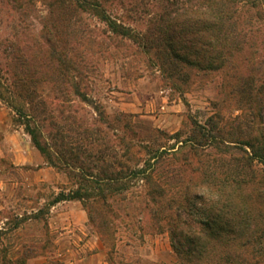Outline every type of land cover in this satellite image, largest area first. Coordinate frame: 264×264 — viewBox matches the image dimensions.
Instances as JSON below:
<instances>
[{"label": "rangeland", "instance_id": "374dc122", "mask_svg": "<svg viewBox=\"0 0 264 264\" xmlns=\"http://www.w3.org/2000/svg\"><path fill=\"white\" fill-rule=\"evenodd\" d=\"M75 2L0 0V62L8 71V89L19 92L17 101L29 110V124L51 143L78 150L83 161L82 171L49 166L24 131L26 117L0 99L10 134L0 156V179L7 183L0 248L8 247L16 257L21 244L37 245L39 254L25 264H42L50 257L63 264H191L178 258L169 231L183 198L178 163L171 155L180 142L173 135L178 132L182 139L194 121L204 123L216 113L224 119L243 113L244 122L252 121L253 108L228 93L219 72L202 71L172 54L177 46L168 36L170 23L184 11L223 16L226 39L220 41L233 50V63L244 66L241 57L264 51V6L258 4L264 0H100L110 19L128 28L131 36L113 31L108 21ZM44 31L54 44L53 56L46 52ZM207 37L204 45L212 47V36ZM263 79L254 76L252 82L260 85ZM253 130L244 127V134ZM124 143H134L133 151L137 145L166 151L151 167L163 191L155 188L146 194L133 175L125 178L126 189L111 192L103 185L108 180H100L110 173L144 166L147 155L140 151L123 156ZM231 147L219 144L205 150L210 173L230 172L233 158L241 154ZM33 149L42 164H14ZM243 174L250 185L260 178L250 167ZM76 189L87 196L49 205L58 193ZM99 193L107 196L105 202ZM251 207L264 213L263 200H253ZM89 213L103 223L105 240ZM21 218L26 219L15 227ZM181 219L179 227L191 231L190 216ZM218 250L189 258L197 264H227L226 254Z\"/></svg>", "mask_w": 264, "mask_h": 264}, {"label": "trees", "instance_id": "16d2710c", "mask_svg": "<svg viewBox=\"0 0 264 264\" xmlns=\"http://www.w3.org/2000/svg\"><path fill=\"white\" fill-rule=\"evenodd\" d=\"M75 1L77 7L108 21L113 31L131 36L127 32L128 28L110 19L100 0ZM258 4L264 6V2ZM224 20L223 16L213 14L210 16L205 11L179 13L171 20L169 27L170 42L176 43L177 46L172 50V54L202 71L219 72L228 93L239 96L243 104L248 102L252 106V121L244 122L243 113L232 119H224L216 113L208 116L204 123L194 121L190 133L182 139L178 140L181 136L178 132L173 135V138L180 142L177 148L173 147L171 155L172 160L178 163L177 180L182 188L183 198L170 220L169 231L172 248L178 258H185L191 264H197L192 263L191 257L210 254L214 247H219V253L226 254L227 264H264V225L259 224L264 220V213L261 210L255 211L251 207L253 200L264 201V79L260 85L252 82L254 76L259 80L264 77V51L257 57H253V53L241 57L240 62L246 63L244 66L234 64L233 50L224 47L225 45L220 41L226 39ZM207 36H212V47L204 45ZM41 38L49 45L47 54L53 56L54 44L49 38V33L44 31ZM189 42L195 43L192 45L188 44ZM7 72L0 62V99L16 114L26 117L29 110L27 111V108L17 101L19 92L16 88L8 89L6 85L9 79ZM75 92L82 101L85 100L78 89ZM25 122L24 131L49 166L64 171L75 168L82 171L83 161L80 160L78 150L65 147L63 143L60 145L51 143L37 126L29 124L27 117ZM248 126L254 127V130L245 135L244 127ZM219 144L232 146L231 148L241 151L237 159L233 158L230 172L222 176H216L214 171L210 173L205 161V150L216 148ZM123 146V156L135 155L143 151L147 155L143 160L144 166L110 173L108 178L100 180H108L109 183L103 185H108L111 192L126 189L125 178L133 175L141 181L146 194H150L155 188L163 191L162 187L155 183L151 167L164 158L163 152L166 151L152 150L147 145H137L138 148L133 151L134 143H124ZM246 167L254 168V171L260 174L259 180L253 185H250L251 179L243 174ZM99 183L101 182H96L98 186ZM84 196L87 195L81 193L80 189L67 194L60 192L49 205L67 199L81 200L85 198ZM98 196L105 202L107 197L105 194L99 193ZM38 212L35 218L43 211L40 209ZM183 215L191 218L193 229L189 232L179 227ZM25 219H18L14 226L17 227ZM89 219L101 238L105 240L101 231L103 223L95 221L91 213ZM37 248H39L37 245L23 243L18 247L21 254L14 257L8 247H1L0 264H25L29 257L39 254ZM209 257L207 261H210ZM42 264L63 263L57 258L50 257ZM203 264H211V262Z\"/></svg>", "mask_w": 264, "mask_h": 264}, {"label": "crops", "instance_id": "0c3cea01", "mask_svg": "<svg viewBox=\"0 0 264 264\" xmlns=\"http://www.w3.org/2000/svg\"><path fill=\"white\" fill-rule=\"evenodd\" d=\"M7 127L6 118H3V115L0 114V130L2 131L3 138L0 140V156L3 155L4 150L7 148V139L10 136ZM16 165H30V166H38L42 164V157L37 153V151L31 150L28 154L24 155V161L15 162ZM6 181L0 179V209L2 208V201L5 199L6 195Z\"/></svg>", "mask_w": 264, "mask_h": 264}]
</instances>
